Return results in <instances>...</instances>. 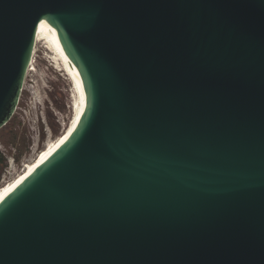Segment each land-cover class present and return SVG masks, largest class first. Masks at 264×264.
Returning <instances> with one entry per match:
<instances>
[{"label": "water", "instance_id": "water-1", "mask_svg": "<svg viewBox=\"0 0 264 264\" xmlns=\"http://www.w3.org/2000/svg\"><path fill=\"white\" fill-rule=\"evenodd\" d=\"M40 25L86 108L0 203V264H264V0H0V128Z\"/></svg>", "mask_w": 264, "mask_h": 264}, {"label": "rangeland", "instance_id": "rangeland-1", "mask_svg": "<svg viewBox=\"0 0 264 264\" xmlns=\"http://www.w3.org/2000/svg\"><path fill=\"white\" fill-rule=\"evenodd\" d=\"M36 47L33 64L36 71L26 75L16 109L7 124L0 128V180L6 178L0 189L13 180L21 165L36 158L46 143L60 136L71 115L69 74L50 69L43 48L40 44ZM11 157L15 165L10 166L6 175H1Z\"/></svg>", "mask_w": 264, "mask_h": 264}, {"label": "bare ground", "instance_id": "bare-ground-1", "mask_svg": "<svg viewBox=\"0 0 264 264\" xmlns=\"http://www.w3.org/2000/svg\"><path fill=\"white\" fill-rule=\"evenodd\" d=\"M40 44L44 51V56L50 69L61 70L67 72L70 77V83L72 84L71 95V115L69 121L62 127L60 136L52 142L46 143L44 150L33 160H30L27 164L21 165L22 168L16 173L13 180L0 189V203L13 191V189L19 185L24 179H26L35 169H37L41 163L46 161L67 139L76 129L84 111L86 108V96L84 93L82 81L78 79L75 67L68 61L64 51L62 50L54 30L48 25H40L36 28L35 42L33 46V52L30 58L29 65L25 74L29 71H36L34 64V56L37 52L36 46ZM41 49V48H40ZM43 56V54H42ZM25 84V78L23 87ZM3 179L1 183L4 181ZM0 183V184H1Z\"/></svg>", "mask_w": 264, "mask_h": 264}, {"label": "built area", "instance_id": "built-area-1", "mask_svg": "<svg viewBox=\"0 0 264 264\" xmlns=\"http://www.w3.org/2000/svg\"><path fill=\"white\" fill-rule=\"evenodd\" d=\"M21 164H23V163H21ZM11 165H15V163H14V157H11V161L8 159L7 163H5V166L2 169V171H1V175H6L8 173V171L10 170V166ZM3 179H6V178H3ZM3 179L0 180V183H1V181Z\"/></svg>", "mask_w": 264, "mask_h": 264}]
</instances>
